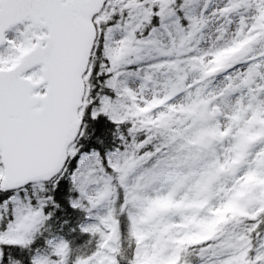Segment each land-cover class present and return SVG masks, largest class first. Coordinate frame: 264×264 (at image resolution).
<instances>
[{
	"label": "snow or ice",
	"instance_id": "6c2138e0",
	"mask_svg": "<svg viewBox=\"0 0 264 264\" xmlns=\"http://www.w3.org/2000/svg\"><path fill=\"white\" fill-rule=\"evenodd\" d=\"M0 264H264V0H0Z\"/></svg>",
	"mask_w": 264,
	"mask_h": 264
},
{
	"label": "trees",
	"instance_id": "16d2710c",
	"mask_svg": "<svg viewBox=\"0 0 264 264\" xmlns=\"http://www.w3.org/2000/svg\"><path fill=\"white\" fill-rule=\"evenodd\" d=\"M95 127L98 134H106L113 126L105 121H101L99 124L95 125ZM107 140H110V137H106V142ZM65 231H67V229H65Z\"/></svg>",
	"mask_w": 264,
	"mask_h": 264
}]
</instances>
